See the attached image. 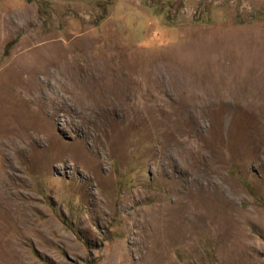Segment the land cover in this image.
<instances>
[{
  "label": "rangeland",
  "instance_id": "374dc122",
  "mask_svg": "<svg viewBox=\"0 0 264 264\" xmlns=\"http://www.w3.org/2000/svg\"><path fill=\"white\" fill-rule=\"evenodd\" d=\"M260 56L264 0H0V264H264Z\"/></svg>",
  "mask_w": 264,
  "mask_h": 264
},
{
  "label": "bare ground",
  "instance_id": "6f19581e",
  "mask_svg": "<svg viewBox=\"0 0 264 264\" xmlns=\"http://www.w3.org/2000/svg\"><path fill=\"white\" fill-rule=\"evenodd\" d=\"M261 56H262V54H261ZM260 56V57H261ZM259 61H264V57H261L260 58V60ZM262 64V63H261ZM264 67V66H263ZM261 68V67H260ZM258 71H260V70H255V71H248L249 73H247V72H244V73H247V74H249L252 78L250 79V80H252L253 82H256L257 84H260V86L261 85H264V79L262 78V77H258L257 79H256V77L254 78L253 76H256V74H257V72ZM263 75V74H262ZM1 192V191H0Z\"/></svg>",
  "mask_w": 264,
  "mask_h": 264
}]
</instances>
